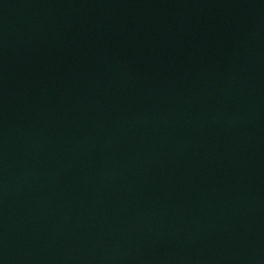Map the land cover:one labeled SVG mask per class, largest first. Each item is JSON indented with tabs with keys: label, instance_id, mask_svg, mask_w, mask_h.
<instances>
[{
	"label": "water",
	"instance_id": "obj_1",
	"mask_svg": "<svg viewBox=\"0 0 264 264\" xmlns=\"http://www.w3.org/2000/svg\"><path fill=\"white\" fill-rule=\"evenodd\" d=\"M0 264H264V0H0Z\"/></svg>",
	"mask_w": 264,
	"mask_h": 264
}]
</instances>
